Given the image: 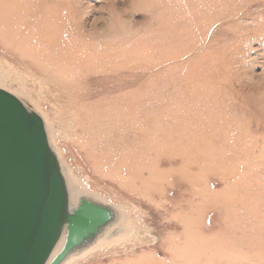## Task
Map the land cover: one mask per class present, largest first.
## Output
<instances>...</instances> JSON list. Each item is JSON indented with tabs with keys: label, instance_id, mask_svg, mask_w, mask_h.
I'll return each instance as SVG.
<instances>
[{
	"label": "rangeland",
	"instance_id": "374dc122",
	"mask_svg": "<svg viewBox=\"0 0 264 264\" xmlns=\"http://www.w3.org/2000/svg\"><path fill=\"white\" fill-rule=\"evenodd\" d=\"M46 4L54 5L58 15L69 20V27L97 31L101 41L133 48L139 66H153L138 69L137 85L142 78L153 80L154 87L163 92L144 94L153 100L154 107L171 103L167 94L173 83L168 75L192 71L204 77L208 87L194 83L185 90L184 98L203 89L197 99L204 103L202 97L215 89L230 101L228 109H236V118L232 117L227 127L221 117L214 123L224 135L208 124L213 130L201 134L203 155L224 160L223 151L218 154L221 145L239 139L246 156L257 162L264 160V0H48ZM208 18L213 21L210 25ZM0 86L45 115L51 126L50 139L72 185L98 196L121 217L125 234L101 238L66 264H264V229L258 235L240 234L248 225L253 229L264 224L258 219L251 221V217L245 220L241 210L237 222L226 223L227 214L214 199V194L228 189L222 177L209 176L207 188L200 186L198 199L191 198L179 182L156 197L125 188L114 172L97 169L84 155L76 110L70 102L76 92L63 93L56 80L26 58L11 53L3 43ZM87 90L95 91L88 87L84 93ZM253 170L244 175H258ZM196 200L198 208L187 212L189 201ZM183 211L186 216H181Z\"/></svg>",
	"mask_w": 264,
	"mask_h": 264
},
{
	"label": "bare ground",
	"instance_id": "6f19581e",
	"mask_svg": "<svg viewBox=\"0 0 264 264\" xmlns=\"http://www.w3.org/2000/svg\"><path fill=\"white\" fill-rule=\"evenodd\" d=\"M47 1L0 0V43L6 45L11 53L15 52L20 58H26L43 73L50 75L58 82L63 93L76 92L70 101L76 110L75 117H72L76 118L79 136L84 141V155L96 168L114 172L115 178L123 187L141 194L152 193V197L160 196L164 188L175 186L179 182L185 186L191 198L198 199L202 195L200 186L206 187L209 176L222 177L220 179L227 184L228 189L214 194V199L227 214V217L224 216L226 223L237 222L240 217L237 212L241 210L245 220L251 217V221L258 219L264 224V177L261 176L264 173V160L257 162L246 156L239 139L229 143L226 136L223 139L226 141L225 145L222 144V149L218 151V154L223 151V155H220L224 160H219L216 156H213L215 160L212 157L206 158L202 153L205 148L201 134L211 133L213 130L208 124L211 123L219 134L220 126L216 128L214 123L220 117L226 121L222 123L226 127L228 124L230 126L232 117L236 118V109H228L231 108L230 101L221 98L220 92L215 89L202 97L204 103L197 99L201 92L203 95V89L198 95L192 94L184 98L185 90L194 83L198 87L202 83L208 87L204 77L190 71L175 77L168 75L173 83V88L167 94L171 103L154 107L153 100H149L147 96L145 98L144 94L151 91L163 92L157 86L154 87L153 80L144 81L142 78V83L137 85V71H144L146 67L139 66L133 48H122L116 41H101L97 31L86 32L69 27V20L59 16L56 7L47 5ZM220 7L226 9L224 5ZM212 22V18L206 21L207 25ZM150 68L154 67L148 69ZM88 87H94L95 91L91 93L89 89L84 93V89ZM0 89L15 96L27 109L41 117L48 145L56 155L65 180L70 207L76 208L79 198L108 207L102 203L101 198L86 194L68 180L60 155L58 156L50 139L51 126L45 115L35 106L26 103L27 100L22 97L1 86ZM205 124L207 126L203 127ZM235 137L239 138V135ZM252 169L258 175H244ZM257 179L259 180L256 181ZM197 203V200L189 201L191 208L185 211L196 210ZM109 208L113 213L112 220L93 239L69 252L59 264H66L68 260L86 253L88 247L101 238L123 233L125 229H122L118 211L110 206ZM181 216H186V212ZM197 223H193L195 229ZM188 225L192 227L189 222ZM263 229L264 225L261 224L253 229H249L248 225L243 229L244 232H239L241 235H258ZM193 232L196 234L191 230ZM122 236L120 240H123ZM109 239L111 240L110 237ZM64 241L65 231L45 264H49L58 254Z\"/></svg>",
	"mask_w": 264,
	"mask_h": 264
},
{
	"label": "water",
	"instance_id": "95a60500",
	"mask_svg": "<svg viewBox=\"0 0 264 264\" xmlns=\"http://www.w3.org/2000/svg\"><path fill=\"white\" fill-rule=\"evenodd\" d=\"M112 210L86 198L72 209L41 117L0 89V264H49L93 239Z\"/></svg>",
	"mask_w": 264,
	"mask_h": 264
}]
</instances>
